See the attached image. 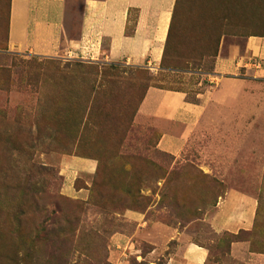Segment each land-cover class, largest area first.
Listing matches in <instances>:
<instances>
[{
	"label": "rangeland",
	"instance_id": "374dc122",
	"mask_svg": "<svg viewBox=\"0 0 264 264\" xmlns=\"http://www.w3.org/2000/svg\"><path fill=\"white\" fill-rule=\"evenodd\" d=\"M82 1L69 0L71 24ZM8 3L0 0V264H165L187 243L208 250L206 264H264V77L255 72L264 66L258 56L214 71L221 47L244 57L248 37L264 38V0H180L156 74L9 53ZM148 87L204 101L174 153L139 113ZM232 191L255 201L253 228L215 233L216 205Z\"/></svg>",
	"mask_w": 264,
	"mask_h": 264
},
{
	"label": "crops",
	"instance_id": "0c3cea01",
	"mask_svg": "<svg viewBox=\"0 0 264 264\" xmlns=\"http://www.w3.org/2000/svg\"><path fill=\"white\" fill-rule=\"evenodd\" d=\"M179 1L83 0L77 23L73 25L69 0H9L6 51L41 58L121 64L156 74L167 57ZM219 50L221 55L214 67L217 74L234 72L237 65L258 56L264 66V38L248 37L244 57L232 46L226 52L222 47ZM261 69L255 71L256 76L264 77V68ZM226 82V79L220 82L224 95ZM202 104L187 103L181 92L148 87L139 113L160 131L158 147L174 153L186 140L185 128L190 125L187 123L201 112ZM174 126L181 128L182 134L173 133ZM77 166L87 172L94 170L91 161H79ZM255 215L256 203L252 198L228 192L216 205L211 228L215 233L248 231L253 228ZM208 256L206 248L187 243L170 255L165 264H206Z\"/></svg>",
	"mask_w": 264,
	"mask_h": 264
},
{
	"label": "trees",
	"instance_id": "16d2710c",
	"mask_svg": "<svg viewBox=\"0 0 264 264\" xmlns=\"http://www.w3.org/2000/svg\"><path fill=\"white\" fill-rule=\"evenodd\" d=\"M179 7H180V5H179ZM178 13V12H177ZM173 30V29H172ZM172 33V32H171ZM254 36V35H253ZM255 37H260V36H255ZM263 37V36H262ZM170 38H172V35L170 36ZM169 47H170V41H169V44H168V46H167V55L169 54L168 53V49H169ZM170 56V55H169ZM173 58V56L170 58L169 57V59H172Z\"/></svg>",
	"mask_w": 264,
	"mask_h": 264
}]
</instances>
